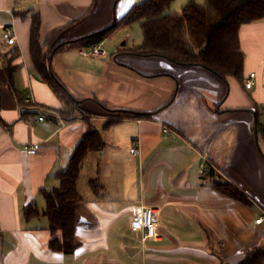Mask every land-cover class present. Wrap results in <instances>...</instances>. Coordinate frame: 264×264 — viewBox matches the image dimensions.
I'll use <instances>...</instances> for the list:
<instances>
[{
  "label": "crops",
  "instance_id": "crops-1",
  "mask_svg": "<svg viewBox=\"0 0 264 264\" xmlns=\"http://www.w3.org/2000/svg\"><path fill=\"white\" fill-rule=\"evenodd\" d=\"M144 1L0 0V67H16L11 86L0 88L1 264H238L264 247V218L255 221L264 215V15L238 28L235 74L131 52L142 27V40L127 49L116 48V28L95 44L103 54L81 52L90 46L78 39ZM188 1L173 0L169 11ZM33 13L66 95L34 68ZM6 27L14 45L2 39ZM121 111L140 115L111 116ZM88 131L101 144L86 152L76 181L77 245L52 248L43 193L59 186ZM26 143L39 149L29 155ZM221 182L245 200L221 191ZM135 205L157 208L158 238L131 230Z\"/></svg>",
  "mask_w": 264,
  "mask_h": 264
},
{
  "label": "trees",
  "instance_id": "trees-1",
  "mask_svg": "<svg viewBox=\"0 0 264 264\" xmlns=\"http://www.w3.org/2000/svg\"><path fill=\"white\" fill-rule=\"evenodd\" d=\"M172 1L145 0L108 28L80 38L75 43L79 46H93L108 37L116 28L139 21L143 41L132 47L131 52L137 55L158 54L177 63H198L217 72L228 71L235 74L242 62L237 38L238 28L242 23L260 19L264 15V0H206L203 4L190 0L179 12L169 11ZM39 28V16L33 13L29 44L34 68L45 76L57 93L63 95L67 91L47 66L48 57L39 43ZM221 67L229 70L224 71ZM15 69L11 61L5 67H0V88L11 86ZM121 114L140 115L131 111H122ZM100 144L101 140L96 131H88L74 151L68 166L58 173L59 186L43 193L46 203L44 213L49 219L52 233V248L72 251L77 245L74 232L78 224L77 206L81 196L76 181L86 152L99 148ZM216 186L232 197L245 200L229 183L221 182ZM28 213L30 209H27ZM263 261L264 247H259L249 252L238 264H261Z\"/></svg>",
  "mask_w": 264,
  "mask_h": 264
},
{
  "label": "built area",
  "instance_id": "built-area-1",
  "mask_svg": "<svg viewBox=\"0 0 264 264\" xmlns=\"http://www.w3.org/2000/svg\"><path fill=\"white\" fill-rule=\"evenodd\" d=\"M2 39L6 44L14 45L16 43V35L14 31L8 27H6L2 31ZM81 52L88 55H101L103 51L98 46H90L87 48L81 49ZM255 76V72L250 73L249 78L246 80V87H251L254 83L253 77ZM53 113L54 117L58 116V113L50 111V114ZM51 116H48L50 118ZM47 116L42 114L38 117V120H45ZM165 131H168V128H164ZM137 142H132V147L130 148L131 153L137 154ZM24 151L31 155L37 152L39 149V143H26L23 147ZM132 219H131V230L134 232H143L142 240L150 239V238H158L160 236V232L157 228V208L155 206H145V205H135L131 210ZM264 215L259 216L255 221L260 222L263 220ZM2 260L0 258V264Z\"/></svg>",
  "mask_w": 264,
  "mask_h": 264
},
{
  "label": "rangeland",
  "instance_id": "rangeland-1",
  "mask_svg": "<svg viewBox=\"0 0 264 264\" xmlns=\"http://www.w3.org/2000/svg\"><path fill=\"white\" fill-rule=\"evenodd\" d=\"M201 2L203 3L204 0H201ZM118 29H119V33L117 34V39H116V43H117L116 48L117 49H119L121 47L122 48L124 47L127 49V48L131 47L133 44H137V42L142 40V31H141V26H140L139 21H134L128 25L120 26V27H118ZM123 43H125V44L121 45ZM104 46H106V44ZM222 54H220V56H222ZM226 62H227V60H226ZM222 69L224 71L229 70L227 67H223ZM111 116L112 117L113 116L114 117L122 116V114L121 113L111 114Z\"/></svg>",
  "mask_w": 264,
  "mask_h": 264
}]
</instances>
